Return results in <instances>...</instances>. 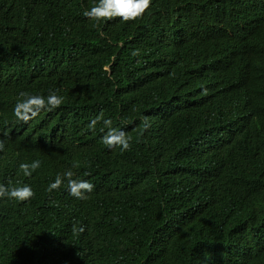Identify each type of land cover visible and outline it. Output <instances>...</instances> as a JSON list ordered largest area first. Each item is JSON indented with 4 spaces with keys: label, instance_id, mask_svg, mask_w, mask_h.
<instances>
[{
    "label": "trees",
    "instance_id": "trees-1",
    "mask_svg": "<svg viewBox=\"0 0 264 264\" xmlns=\"http://www.w3.org/2000/svg\"><path fill=\"white\" fill-rule=\"evenodd\" d=\"M96 2L0 0V184L41 162L31 199H0V264H264V0H152L98 25ZM22 91L64 98L58 138L16 120ZM101 112L129 150L88 127ZM69 168L88 199L47 191Z\"/></svg>",
    "mask_w": 264,
    "mask_h": 264
},
{
    "label": "clouds",
    "instance_id": "clouds-1",
    "mask_svg": "<svg viewBox=\"0 0 264 264\" xmlns=\"http://www.w3.org/2000/svg\"><path fill=\"white\" fill-rule=\"evenodd\" d=\"M151 3L152 0H97L94 6L83 12V15L89 20L95 21L96 25L102 20H112L114 18H118L121 22L127 23L141 18L150 8ZM163 34L166 33L164 32ZM165 37L166 39L168 38L166 35L162 36V38ZM154 38H161V36H154ZM159 41H151L152 46ZM171 43L172 41H169V47ZM131 54L132 56H138L139 50H133ZM192 100L194 101L195 99ZM63 102L64 98L57 95L55 91H50L47 97H44L43 95H33L22 91L19 93V98L13 107V115L17 121L24 123L37 118L44 121L45 126L41 135V142H44L48 139L58 138L53 132L54 127H51L47 123L49 120L47 116ZM217 107H219V99H217ZM100 122H102L103 125L102 130L107 129L101 138V142L104 145L109 148L119 147L121 151H127L130 149V137L123 130L114 128L110 119H104L103 112L96 117L91 118L88 127L95 130L96 125ZM150 126L148 117L140 119L138 135L141 140L150 136V132L146 131ZM5 143V139L0 136V152L4 150ZM40 166L41 162L39 160H34L31 163H20L19 170L25 176L22 178L24 184L22 186H13L11 182H9L7 186L0 184V199L8 198L20 202L31 199L34 196V192L30 186L29 177H31L33 172H35ZM72 167H78V165L74 164ZM85 175L89 174L85 173ZM22 179L17 181L18 184L22 182ZM65 181L69 195L80 200L88 199L86 194L91 193L95 187L90 181L80 179L72 168H69L64 170L63 173H58L56 175L54 182L49 184L47 191L51 193L53 190L59 189ZM42 204L43 202L36 203L37 206ZM2 222L7 223V218L4 217ZM73 230H77L75 226ZM83 231L84 228L80 227L79 232Z\"/></svg>",
    "mask_w": 264,
    "mask_h": 264
}]
</instances>
